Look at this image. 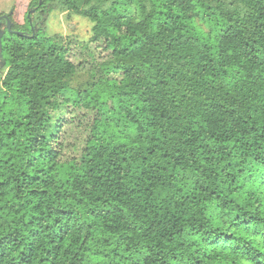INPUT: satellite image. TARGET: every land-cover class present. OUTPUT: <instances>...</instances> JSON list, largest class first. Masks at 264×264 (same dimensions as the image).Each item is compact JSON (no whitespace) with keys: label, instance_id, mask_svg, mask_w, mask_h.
Here are the masks:
<instances>
[{"label":"trees","instance_id":"16d2710c","mask_svg":"<svg viewBox=\"0 0 264 264\" xmlns=\"http://www.w3.org/2000/svg\"><path fill=\"white\" fill-rule=\"evenodd\" d=\"M59 8L103 48L79 84ZM31 9L2 38L0 264H264V0Z\"/></svg>","mask_w":264,"mask_h":264},{"label":"rangeland","instance_id":"374dc122","mask_svg":"<svg viewBox=\"0 0 264 264\" xmlns=\"http://www.w3.org/2000/svg\"><path fill=\"white\" fill-rule=\"evenodd\" d=\"M31 0H0V13H8L14 10L15 20L25 23V16L30 10ZM93 23L86 17L78 15L68 10L59 8L53 10L46 19L45 31L49 36H61L66 42L71 43L72 51L78 60H87V68L80 71L74 84H79L89 78V73L95 64L94 60L101 59L103 48L96 47V44H88L92 35ZM93 55L95 58H93ZM6 72V68L0 69V76ZM72 114L69 115L71 117ZM86 132L83 129L75 130L70 134L71 140H77V144L82 142Z\"/></svg>","mask_w":264,"mask_h":264},{"label":"flooded vegetation","instance_id":"af4514ba","mask_svg":"<svg viewBox=\"0 0 264 264\" xmlns=\"http://www.w3.org/2000/svg\"><path fill=\"white\" fill-rule=\"evenodd\" d=\"M29 11H32V9L29 10ZM4 15H8L9 16V18L13 22V24H12V26H13L14 25V22H15L14 21V19H15V17H14V10L12 9L8 13H0V16H4ZM7 27H8V20H7V18L1 19L0 20V31L3 30V31H5V34H6V32H8V28ZM12 32H18V31L12 29ZM0 61H1V59H0Z\"/></svg>","mask_w":264,"mask_h":264},{"label":"water","instance_id":"95a60500","mask_svg":"<svg viewBox=\"0 0 264 264\" xmlns=\"http://www.w3.org/2000/svg\"><path fill=\"white\" fill-rule=\"evenodd\" d=\"M3 18H7V20H8V27L7 28L9 31H12V24H13L12 20L9 18L8 15L0 16V20ZM19 33H22V32H19ZM4 34H5V31L1 30L0 31V56H2L1 49H2V38H3ZM3 63H5V61H3Z\"/></svg>","mask_w":264,"mask_h":264}]
</instances>
